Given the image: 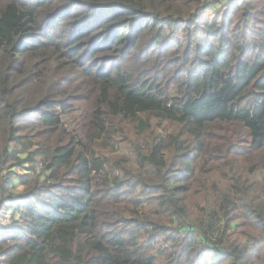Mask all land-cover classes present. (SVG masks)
<instances>
[{
	"label": "trees",
	"instance_id": "16d2710c",
	"mask_svg": "<svg viewBox=\"0 0 264 264\" xmlns=\"http://www.w3.org/2000/svg\"><path fill=\"white\" fill-rule=\"evenodd\" d=\"M7 214L0 264H264V0H0Z\"/></svg>",
	"mask_w": 264,
	"mask_h": 264
},
{
	"label": "rangeland",
	"instance_id": "374dc122",
	"mask_svg": "<svg viewBox=\"0 0 264 264\" xmlns=\"http://www.w3.org/2000/svg\"><path fill=\"white\" fill-rule=\"evenodd\" d=\"M211 13V12H210ZM134 139V137L132 138ZM105 156H107V158H109L111 161H118V160H122L125 164V166L127 167V160L130 159L131 163L133 162V164H135L134 161V154L132 152V150L130 149L129 145H127L126 143H120L118 144V146H116L114 149H111L109 151H104ZM18 175L25 174V171L23 169H19L18 171ZM26 188L19 186L16 189V193H21L24 194L25 193ZM4 215V214H2ZM10 216L11 214H7L5 215V217L0 220L1 225L3 226H7L8 223H10ZM235 238H241L239 236H236Z\"/></svg>",
	"mask_w": 264,
	"mask_h": 264
}]
</instances>
